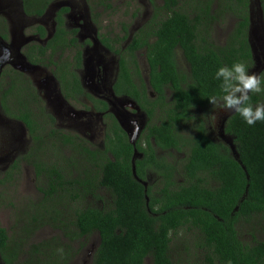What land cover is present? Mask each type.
Returning a JSON list of instances; mask_svg holds the SVG:
<instances>
[{
	"label": "trees",
	"instance_id": "obj_1",
	"mask_svg": "<svg viewBox=\"0 0 264 264\" xmlns=\"http://www.w3.org/2000/svg\"><path fill=\"white\" fill-rule=\"evenodd\" d=\"M19 1L25 16L36 19L55 0ZM94 1L106 11H113L116 0ZM258 1L264 26V0ZM148 2L152 15L133 33L123 54L113 44L127 39L128 24L122 26V36H116L112 44L106 38L103 42L119 56L121 64L120 76L113 86L115 94L133 98L143 110L129 77L133 72L139 75L135 53H145L149 86L158 95L160 112L144 130V147L138 142L133 146L112 117L111 127L104 135V150H90L76 136L54 132L52 128L44 133L55 120L46 111L40 93L21 72L8 66L0 70V82L5 74L8 76L7 89L1 91L0 85L3 115L23 125L32 144L44 137L49 140L60 136L63 151H70L71 156V151L80 155L77 164L69 163L66 167L58 163H31L42 197L29 205L36 209L56 206V210L33 214L27 219L26 208L23 209L18 216V230L12 237L0 226V264H39L45 253L51 256L57 251L66 254L64 260L69 258L66 263L69 264L78 254L73 244L78 243L82 249L93 238L97 242L89 264H145L146 260L150 264H264V233L256 232L253 226H264V121L249 126L237 113L227 117L223 133L231 139L236 158L224 141L210 139L205 127L209 114L215 110L208 98L223 95L222 81L215 78L217 70L240 61L250 73L255 65L248 40L250 1ZM68 12L69 8L61 7L53 13L59 26L43 46L25 44L21 54L28 63L54 65L59 69V62H54L53 57L59 58L61 52L75 48L74 65L80 66L77 30L68 36L63 27V15ZM225 20L235 22L221 45L215 42L214 29ZM4 21L0 18V39L7 42ZM34 31L46 39L42 26L36 25ZM177 47L190 66L186 75L190 81L185 85L178 81L174 61ZM63 74L67 83L63 87L65 92L71 85V77L68 78L66 70ZM14 75L16 79L12 78ZM71 75L73 93L80 96L79 79ZM259 75L264 78V71ZM13 85L25 93L31 90L33 94L29 96L34 102L12 107L8 98H13L10 95ZM165 87L172 92L169 104L163 99ZM250 95L254 106L264 103V93ZM21 97L28 98V94ZM96 110L103 111L98 107ZM147 114L151 118L149 109ZM188 124L192 127L184 135L181 129ZM134 150L142 158L132 164ZM17 159L0 177V187L19 170L21 161ZM147 174L158 178L148 181ZM42 226L53 227L59 236L30 244L24 251L27 241ZM188 233L193 242L190 249L182 240V235ZM243 235L250 239L245 242Z\"/></svg>",
	"mask_w": 264,
	"mask_h": 264
},
{
	"label": "rangeland",
	"instance_id": "obj_2",
	"mask_svg": "<svg viewBox=\"0 0 264 264\" xmlns=\"http://www.w3.org/2000/svg\"><path fill=\"white\" fill-rule=\"evenodd\" d=\"M7 4L9 7L0 6V18H4L7 21V23H5L7 24L8 42L4 44L5 50H7L15 65L21 68H16V71L21 72L24 78L27 77L30 80V84L40 93V95H44L48 88L57 93L59 91L60 82L62 87L67 84L64 80V70L60 71L57 69L58 66L55 67L54 65H38L41 68L30 66L25 60H21L23 57L21 51L25 44H39L43 46L46 41L51 38V35L54 32L52 15L56 10L61 7L69 8V14L64 17L65 27L67 29L75 27L79 30V44L86 40H89L90 43H94V45L92 44L91 46L84 47V63L83 68L79 73L85 93L94 96L92 98H99L98 96H100V93L103 98H112L109 92L110 80H107L106 83L102 85V80L104 79L103 68L105 69V64H107L108 67L106 68L108 69L110 67V62L112 61L106 59L108 56L101 51L97 45H95L97 35L101 34L108 38L112 36H121L122 26L126 24H128V35L132 34L137 29L136 26L141 22L146 21L151 16L150 14H152L150 8L151 5L149 6L148 0H116L113 2V11H106L100 5H97L94 0H55L51 4L50 9L47 10L41 18L36 19L30 16H25L21 1L11 0V2H7ZM36 25H44L47 28V37L46 39H43L44 42L37 41V34L34 31ZM233 26L234 21L225 20L224 24L215 27L214 37L217 44L223 42L225 35L233 29ZM263 32V23L260 22V19H258L256 15H252L250 42L254 51L255 65L252 67L250 73L258 74L264 71ZM12 43L14 44V48L11 47ZM75 52L76 49L70 48L64 53L61 52V57L58 58L57 56H54L53 61L56 63L59 62L58 65L67 63L70 71L74 73L73 58ZM95 55L101 57L99 58L101 63L98 64V67L93 65V57ZM143 59V55H140L138 58V62L141 65L138 68V72L139 74L142 73V76L139 75V77L134 78L136 84H138L140 78L142 83L145 84L146 81V63H144ZM176 60L178 62H183L179 52H177ZM57 74L58 78L56 77ZM16 77L17 76L14 75L12 78L16 79ZM0 85L1 91L7 89L8 76L6 74L1 80ZM69 86L72 90H75L72 85ZM12 87L10 95H13V98H8L12 107L17 105L23 106L24 104L34 102L33 98L29 96L33 94L31 90L27 89L25 93L19 91L14 85ZM22 94H28V98H22ZM83 97H85L84 94L78 96L76 99L78 101L80 98L84 100ZM40 99H42L43 104L46 106V111L51 114V116L54 114L51 102L55 99H58V101L62 100L61 98ZM59 104L69 108L68 110L71 113L72 120L60 121V119H57L56 117V120L51 127L48 126L45 128L44 133H49L51 128L54 129V132L62 130L65 133L73 134V136L79 135L92 149H101L105 136L100 123V118L87 114L82 105L66 104L64 102ZM125 106L126 107L123 111H120L119 113L118 109L115 110V113L119 114L117 118L123 122L125 131L129 133V137L132 139V136L135 135L134 133L136 132L135 125L132 124V119L137 122V118L135 113H130L133 109L135 110V105L132 102H129V104ZM202 113L203 111L200 112V114ZM231 113V111H220L215 109L211 115H209L207 122L208 127L212 130L211 135L213 137L218 136V131H220L223 119ZM185 127L191 129L192 125L188 124ZM186 132L187 131L184 129L183 134L185 135ZM133 140L135 142L137 137H133ZM223 141L233 149L230 138L224 137ZM63 149L60 136L56 139L49 140L44 137L41 138L39 142L32 144L27 134V130H25L20 123L3 115L0 109V177L6 172V168L9 167L8 165L11 163V160L19 157V160L22 162L19 170L14 174L13 178L10 179L11 181L0 187V226L7 231L9 236L12 237L18 230V216L23 209L26 208L24 216L27 219L28 217H32L33 214L41 215L45 211L56 210V206H43V208L36 209L29 205V202H37L42 197V194L37 189L40 183H38L37 178L35 177L33 167L25 164V162L33 163L38 161L40 163L46 162V164L58 163L64 167L68 166L69 163L77 164L80 155H78L76 151H71L72 156L70 155L71 158H69L70 156H67L66 153H70V151H63ZM102 149L104 150L105 147L103 146ZM99 157L100 155H98V158ZM77 171H79V169L76 170V172ZM253 226L256 228V232L260 231V234L264 233V226L260 227L256 224H253ZM52 228L53 227L50 226H42L37 229L33 236L27 241L28 245L23 250H28L30 244H38L41 241L52 238L54 235L59 236V232ZM242 239L246 242L250 237L243 235ZM182 240L184 241V245L186 244L190 249L189 244H193L191 233L183 234ZM96 242V238H93V240L82 249L79 248L78 243L73 244V248L78 254L74 255V258L69 264H89L92 250L94 249ZM65 256L66 254H63L61 251H57L51 256L49 253H45L39 264H51L49 261H52V264H66L69 261V258L68 260H64ZM145 264H150V261L146 260Z\"/></svg>",
	"mask_w": 264,
	"mask_h": 264
},
{
	"label": "flooded vegetation",
	"instance_id": "obj_3",
	"mask_svg": "<svg viewBox=\"0 0 264 264\" xmlns=\"http://www.w3.org/2000/svg\"><path fill=\"white\" fill-rule=\"evenodd\" d=\"M249 1H250V4H249V20H248L249 21L248 40H249V43L251 45V42H250V31H251V24H252V15H256L258 17V19H260V22L263 23V13H262V10H261L260 2L258 0H249ZM7 2H11V0H0V5H2L4 7H9L8 4H7ZM149 6H150V4H149ZM65 8H68V7H65ZM150 8H151V6H150ZM151 13H152V10H151ZM68 14H69V12L67 14H64L63 15V18L66 17V15H68ZM150 15H152V14H150ZM97 19H98V17H97ZM4 22L7 23L6 20ZM52 22H53V26H54V28L56 30V27L59 26V24H58V21L56 19L53 20V15H52ZM143 23H144V21L141 22L139 25H137L136 28L138 29L139 27H141V25ZM40 26H42V28L45 31V35H46V33L48 32L47 31V28L44 25H40ZM63 27L65 28V33L68 36H69V33H72L71 31L77 30L76 37L78 39L79 30L77 28L74 27V28H68L67 29L65 27V22L64 21H63ZM54 28H53V31H55ZM133 33L132 34H129L128 37H127V39L125 41H121L119 43V45L113 44L114 45V48H119V50H121L120 53L123 54L124 53V49L126 48L127 43L131 40V38L133 36ZM228 33L225 35L223 42L222 43H218V44H221V45L224 44L225 38L227 37ZM99 35H101V34H99ZM99 35H97V37H96V42H95L96 44L95 45H97L98 48H100V50L103 51L108 56L106 59H109V60L112 61V62H110V67L108 69L106 68V67H108V65L105 64V69L103 68V71H104V77L103 78L104 79L102 80V85H104L107 80H110L109 92H110V95H111L112 98H103L101 96V93H100V96H98L99 98H92L94 96H92L91 94L85 93V91H84V87H83V84L81 82V78H80L79 73L81 72V70L83 68V63H84L83 62V49H84V47L91 46L92 44L94 45V43H90L89 40L84 41L83 43L80 44V46L78 45L79 46V49H80V50L79 49L78 50L81 51V53H80V55H81V63H80V66L79 67H77V66L74 65V73H73L79 79L80 87H81V90H82V94L85 95V97H83L84 100H82V98H80L79 101H78V103H77L76 102V98L78 97V95H75L73 93L74 90H72V88H70V87L67 89V91L64 92L63 87L61 86V82L60 81H59L60 82V87H59V89H58L59 91L57 93H55L54 91H52L51 89L48 88L47 91H46V93L44 95L43 94L40 95V97L41 98H61L62 99L60 101H58V99H55V100H53V102H51L52 107L54 109L53 113L55 114V115L52 114V117L54 118V120H56V117H57V119H60V121H69V120H72L71 113L68 110L69 108H66V107L62 106L59 103L64 102L66 104L69 103V104L82 105L83 108H84V111L87 114H91L92 116H95V117H99L100 118V120H101L100 123L102 125L103 131H104V135H105V131L108 128L111 127L110 117H112L113 119H115L116 122H118L119 126L122 128V130L125 131V129H124L125 126H124L123 122L120 121L117 118L119 114H116L115 113V110H118L119 109L118 111L120 113V111H123L125 109V107H126L125 105L129 104V102H132L135 105V110L133 109V111L130 114H132V113H135L136 114L137 122H136V120H133L132 119V124L135 125L136 132L134 133L135 135L132 136V139H131V137H129V133L128 132L125 131V133L127 135V138L129 139L130 143L133 146H135V143L138 142V144L140 146L144 147V138H145V134H146V132L144 130H145V128L150 123H153L154 118L160 112L159 111L160 110V104L158 102H156V100H158V95L156 93H154V91H152L150 89V86H149V72H150V70H149V65L147 63V59H146L145 53H139V52H144V51H138V52L135 53L136 58H137L136 63L138 65L137 66L138 68H139V66H141L140 63L138 62V58H139L140 55H143L144 56V59L143 60H144V63H146V81H145L144 86L142 87V85H141V83H142L141 82V78L139 79L138 84H136V82L134 81V78L135 77H139V75L142 76V73H140L139 75H136L133 72V75H130V77H129L130 82L132 84H134L135 87H136V91H137V94H138V98L140 99L141 104L144 106L143 108H145V110H143L141 108V106L133 98H130V97L126 96V95H116L115 94L114 89H113V86H115V84H116V82H117V80H118V78L120 76V73H121L120 66H121V64L119 63V56L116 55V54H114L107 47H105V45L103 44V42H104V38H106L112 44V41L111 40H114L115 41L116 36H112V37L108 38L107 36L106 37L105 36L102 37L103 35H101V37H99ZM36 37L38 39L37 40L38 42H42V41L44 42L43 38L39 37V35H37ZM215 42H217V41L215 40ZM24 47H25V45L22 47V49ZM0 50H1V53H0V56H1L2 53H5V48H3V46L1 44H0ZM251 50H252L253 60L255 62L254 51H253L252 45H251ZM174 51H175V55H174L175 65H176V69L179 71L178 81L180 83H182L183 85H185L186 81H188V82L190 81L189 76L186 77V75L189 74L190 66L187 63L186 59L184 58V55H183L182 51L178 47L175 48ZM177 52L180 53L181 60L183 62H178L176 60ZM75 54H77V49H76ZM2 58H4V57L2 56ZM99 58H101V57L100 56H96V55L93 57V65L95 67H98V64L101 63V61H100ZM25 61L28 63V61L26 59H25ZM12 64H14V62L10 58L9 59V64L8 65H5L4 68L6 66H8V67H11V69H13L12 68ZM28 64L30 66H33V67H40L38 65H33V64H30V63H28ZM66 64L67 63L60 64L59 65V69L66 70L68 78H69V76L71 77L70 84L74 87V83H73L72 75H71L72 72L69 69V65L67 64L68 65V67H67ZM130 68H132V67H130ZM251 71H252V68L250 69V72ZM257 75H259V73ZM56 77L58 78V75ZM119 87H122L123 88L122 85H119ZM143 92H145V93L143 94ZM163 92H164L163 93L164 102L167 103V104L171 103L172 102L171 101L172 92L169 89H167V87H165L163 89ZM68 93H69V95H67ZM94 100L97 101V104L94 103ZM113 103H116L118 106L116 104H113ZM96 107L103 109V111H97L96 110ZM148 109L151 111V118L147 114V110ZM209 115H211V114H209ZM229 116L230 115H228L227 117H229ZM227 117H225L223 119V121L221 123V126H220V131H218L219 133H218V136H216V137H213L211 135V131L212 130L208 127V122L206 120V124L207 125H205V127H206V131H207V135H208V137L210 139H212L214 141H221L222 140V142H223V138L224 137L225 138L228 137V136H225V134L223 133V125H224V122L226 121ZM22 127L25 129V127L23 125H22ZM184 129H185V131H187L186 132V134H187L189 132L188 131V128L185 127ZM184 129H181V133L182 134H183V130ZM58 131H60L62 134L68 135V133L63 132L62 130H58ZM27 134H28V131H27ZM28 136H29V134H28ZM133 137H137V140L135 142L133 140ZM29 138H30V141H31V137L30 136H29ZM76 138L78 139V142L81 145H85L86 147H89V144L82 137H80L79 135H77ZM138 140H140V142H142V143H139ZM102 148H103V146L101 147V150H102ZM89 149L90 150H94V149H92L90 147H89ZM66 155L67 156H70V153H66ZM161 155H163V154H161ZM17 158H19V157H17ZM17 158L11 160V163L8 166L12 165L13 164V161L18 160ZM141 158H142V154L137 153V151L134 150L132 159L135 160V159H141ZM25 164L30 165V166L33 167V165H31V163L25 162ZM152 178H158V177L155 174H147L146 179H148V181H150V179H152Z\"/></svg>",
	"mask_w": 264,
	"mask_h": 264
},
{
	"label": "clouds",
	"instance_id": "obj_4",
	"mask_svg": "<svg viewBox=\"0 0 264 264\" xmlns=\"http://www.w3.org/2000/svg\"><path fill=\"white\" fill-rule=\"evenodd\" d=\"M215 78L222 81L220 89L223 95L208 98L214 109L237 113L249 126L255 125L257 121H264V103L254 106L250 95L264 93V78L256 73H249L246 64L240 61L233 63L231 67H220Z\"/></svg>",
	"mask_w": 264,
	"mask_h": 264
},
{
	"label": "water",
	"instance_id": "obj_5",
	"mask_svg": "<svg viewBox=\"0 0 264 264\" xmlns=\"http://www.w3.org/2000/svg\"><path fill=\"white\" fill-rule=\"evenodd\" d=\"M0 6H2V5H0ZM4 7V6H3ZM5 43H7V42H4L3 40H1L0 39V44L3 46V48H5L4 47V44ZM11 47L12 48H14V44L12 43L11 44ZM2 56L4 57V58H2ZM23 56V55H22ZM16 57H18V56H16ZM9 58H10V56H9V53L7 52V50H5V53H2V55L0 56V70L2 69V67H4L5 65H8L9 64ZM21 60H25V58L24 57H22V59ZM28 64V63H27ZM29 65V64H28ZM12 68L14 69V70H17L16 68H18V69H21L19 66H16L15 65V63L14 64H12ZM232 113H234V112H232ZM231 113V114H232ZM232 150V154L235 156V158H236V154H235V152H234V148L233 149H231ZM134 162V159H132V163ZM133 174H134V171H133Z\"/></svg>",
	"mask_w": 264,
	"mask_h": 264
}]
</instances>
